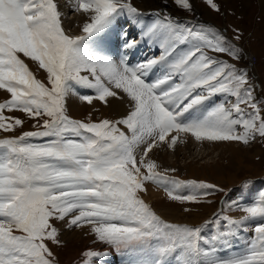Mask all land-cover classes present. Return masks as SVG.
<instances>
[{
  "label": "snow or ice",
  "instance_id": "1",
  "mask_svg": "<svg viewBox=\"0 0 264 264\" xmlns=\"http://www.w3.org/2000/svg\"><path fill=\"white\" fill-rule=\"evenodd\" d=\"M70 2L88 16L80 35L62 26L56 0H0V90L10 94L0 103V130L13 132L24 123L4 110L44 118L33 125L37 131L0 138V264H57L46 243L59 244L53 220L90 225L96 241L114 249L123 264H264V190L252 202L237 204L246 215L223 218L226 223L210 238L205 230L221 220L219 214L200 226L173 223L140 196L146 182L182 205L200 203L201 195L209 194L201 190L223 191L168 175L174 168L158 171L149 153L160 144L174 148L182 133L196 141L245 145L264 138V101L254 97L247 72L209 55L239 60L235 47L218 31L182 24L166 12L140 24L142 14L130 0ZM174 2L191 10L190 0ZM207 3L219 10L213 0ZM124 17L140 24L139 40L121 25ZM118 25L122 43L113 53L110 37ZM144 40L160 55L131 63V53ZM21 56L46 72L47 83ZM77 86L93 94H81ZM72 95L89 105L126 97L131 110L115 121L73 119L66 109ZM218 95L223 99L215 102ZM33 138L48 142L35 144ZM255 183L246 178L242 187ZM248 225L253 234L237 250L232 241ZM83 256V264H103L110 253L89 249Z\"/></svg>",
  "mask_w": 264,
  "mask_h": 264
},
{
  "label": "rangeland",
  "instance_id": "2",
  "mask_svg": "<svg viewBox=\"0 0 264 264\" xmlns=\"http://www.w3.org/2000/svg\"><path fill=\"white\" fill-rule=\"evenodd\" d=\"M56 1L59 2L62 0ZM130 2L135 8H137L135 0H130ZM171 2L169 0H163V3L167 5L168 10L171 11V9H174L175 14L180 16L175 20L182 24L205 25L214 31H218L235 47L241 57L239 60H235L225 53L209 51V55L226 60L231 64H235L237 68L244 69L247 72L250 83L255 86L253 95L257 102L264 101V0H213L218 6V11L213 9L207 3V0H190L191 10H185L174 3L173 6L168 5V3ZM65 7L66 9L63 12V8L61 10L59 8L63 14L62 26L64 23H68L69 19L73 16L81 13L73 10L71 2H67ZM138 11L142 14L143 25L153 22L156 18L153 13L161 12L163 14L166 12L163 8H159L158 10L152 9L150 11L138 9ZM146 13H150L151 16H148ZM82 17L81 21L80 18H77V20L71 19V26L64 24L63 27L71 35L82 34L81 32L77 33L76 27L78 25L82 26L84 21L88 19V16L86 14L84 15V21H82ZM73 21H75V23H73ZM120 23L124 28H127L132 39H140L139 24L133 23L127 17L122 18ZM119 31L120 26L118 25L110 37L113 53L116 51V46L122 43L117 35ZM237 37H239V39H237ZM157 48L158 47L155 45L150 47L147 40H144L131 53L130 62L136 63L137 61L145 60L149 57L148 53H152V51ZM151 56H153V53ZM21 58L25 59V63L29 66L30 70L34 72L37 79L47 83L46 72L39 69L36 62L24 58L23 56H21ZM250 60L252 61V66L256 75H253L249 70ZM77 89L78 91L84 90L80 89L78 86ZM80 93L93 94L91 90ZM71 97L75 98V102H77V105L79 106H75L76 109L74 107L76 112H79V115H76L74 114V111H72L73 108L71 109L66 103L67 113L73 119L83 121L91 119L99 122L102 119L115 121L126 116L122 115L118 118L116 116L117 112L102 107L103 104H101V101L99 100L94 99L93 103L90 105L92 107H90L87 102L80 100L78 95H72ZM9 98V93L5 90H0V103L5 102ZM126 99L127 98L124 100ZM222 99L223 97L218 95L215 97V102H220ZM229 99L234 102V98L229 97ZM126 104L127 111L129 112L131 106L128 99L126 100ZM226 106L230 107V105ZM241 107L246 108L249 112L252 111L250 108H247L246 105H241ZM261 107L264 109V104H262ZM90 113L91 116H89ZM261 114L264 115V111H262ZM4 115L6 117H18L22 119L24 123L22 127L17 126L13 132L5 133L0 130V138L14 135L18 136L24 131H37L39 130V126L37 125V127H33V125L37 123V120L42 123V120L44 119L29 118L25 113L18 110H4ZM237 131L242 132L243 129L238 128ZM172 135H175V133H172ZM181 140L184 141L180 144L181 146H175L174 148H169L166 145L161 144L160 148H163L164 150L160 155V161L164 163L163 165H160L158 171L174 168L176 171L169 172L168 175L180 180L204 181L216 185L217 188L223 189V191L212 189L201 190V193L207 191L209 194L201 195L200 203H185L183 205L178 201H171L168 198L160 201H149L147 198L148 193H146V191L140 193V196L158 215L161 216V218L173 223H186L191 226H200L205 220L211 219L214 214L220 212L219 215L221 220L216 221L205 230V235L210 238L211 235L216 233L218 228L226 223L223 218L228 217L239 220L246 215V213L237 207V204H247L252 202L259 194V191L264 190V138L257 136L255 140H250L249 143L245 145L238 141L200 142L196 141L190 134L182 133L179 136L178 142ZM31 142L35 144H44L47 143L48 140L47 138H33ZM156 149L157 147L153 148L152 151H159ZM200 151H202V153H199ZM235 153L236 155L232 156ZM156 154L159 155V152ZM141 171L145 170L141 169ZM246 178L255 179L257 183L251 186L250 189H244L242 187V182L245 181ZM148 184L153 183L146 182L145 187H147ZM183 191L184 194H188L187 190ZM184 207L191 208V212H184ZM166 210L169 211L168 215H170V217L165 214V216H163L162 211L166 212ZM51 222L54 227H57L61 223V221L58 220H53ZM67 227V229H73L75 235H72L70 232L63 238L61 234L62 232L58 230L57 239L59 240V244L53 243L52 241H46L55 256L57 264H83L86 259L83 256V252L89 249L101 252L107 251L110 253V256L104 259L103 264H123L121 256L118 255L114 249L96 241L95 235L90 232V225L85 224L82 227ZM83 228L85 230L82 232ZM252 234V227L251 225H248L247 231L239 232L237 238L232 241L234 248L237 250L242 248L246 236H251ZM221 255H227V253L222 252ZM95 264H100V260H96Z\"/></svg>",
  "mask_w": 264,
  "mask_h": 264
},
{
  "label": "bare ground",
  "instance_id": "3",
  "mask_svg": "<svg viewBox=\"0 0 264 264\" xmlns=\"http://www.w3.org/2000/svg\"><path fill=\"white\" fill-rule=\"evenodd\" d=\"M167 1V0H166ZM170 2H171V0H169ZM57 3H58V7L60 8V10L62 9V12L66 9V7H65V5L67 4V2H70V0H62V1H56ZM173 3L176 5V3L174 2V0H172V2L171 3H168V5H170V6H173ZM135 4H136V7H137V9H140V10H145V11H150V10H152V9H156V10H158L159 8H163V9H165V11H166V13L168 14V15H171V17L172 18H174V19H178L180 16H178V14H175V12H174V9H171V11L170 10H168L167 9V5L165 4V3H163V0H135ZM174 5V6H175ZM173 8V7H172ZM65 13V12H64ZM161 13V12H160ZM146 14H148V16H151L150 15V13H146ZM145 14V15H146ZM162 14V13H161ZM84 13L83 12H81L80 14L78 13L77 15H75V16H73L71 19H76L77 20V18H80V21H81V17L83 16L84 17ZM175 15V16H174ZM77 16H79V17H77ZM147 16V15H146ZM147 16V17H148ZM82 17V21H84L85 19ZM71 19H69V22L68 23H64V24H68V25H70L71 26ZM68 20V19H67ZM66 22V21H65ZM85 22V21H84ZM73 23H75V21H73ZM73 23H72V25H73ZM81 27L82 26H80V25H78L77 27H76V30H77V33H79V32H81ZM126 98V97H125ZM108 100H109V103L107 104V105H105L104 103H102L101 102V104H103L102 105V107H106V108H109V110L110 111H115V112H117V117L118 118H120V116H124V115H127L128 114V109H127V104H126V100H120V99H115V98H108ZM95 102V101H94ZM66 103H67V105H69L70 106V108L72 109H74V107L76 106H78L77 105V102H75V98L73 97H69V98H67V100H66ZM129 105V104H128ZM90 106V105H89ZM76 107H75V109H76ZM79 107V106H78ZM90 107H92V106H90ZM72 109V111H74V114H76V115H79V112H76V110L74 109L73 110ZM130 109V108H129ZM107 110V109H106ZM81 114V113H80ZM201 142V141H200ZM229 142V141H228ZM204 143H206V142H204ZM223 143V142H222ZM180 144H182V143H180V141L178 142L177 141V144H176V146H181ZM160 146H161V144L157 147V149L156 150H159V151H152L151 153H149V158H151V159H153L155 162H156V164L158 165V168L160 167V165H163V163L164 162H162V161H160L161 160V158H160V155L162 154V151L164 150L163 148L161 149L160 148ZM187 147V146H186ZM156 148V147H155ZM233 151V150H232ZM159 152V155H157L156 153H158ZM199 153H202V151H200ZM142 155V151L141 150H137V160H139V157ZM236 155V153L234 154V155H232V156H235ZM235 158V157H234ZM213 171H216V170H213ZM219 171V170H218ZM192 174V173H191ZM196 174V173H195ZM206 175V174H205ZM217 177V176H216ZM227 179V178H226ZM219 180V179H218ZM223 180V179H222ZM146 189H147V191H146V193H148L147 194V198L149 199V201H160V200H162V199H165V198H168L167 197V194H166V192H165V190L163 189V188H160V187H157L156 185H153V184H148V186L146 187ZM148 196H150V197H148ZM163 212V216H168V217H170V215H168V212L169 211H167L166 210V212H164V211H162ZM165 214V215H164ZM68 225L66 224V223H64V222H61L56 228L60 231V232H62L61 234H62V237L64 238V237H66L70 232H71V234L72 235H75L74 234V230L73 229H67L68 227H67ZM85 229L83 228V230H82V232L84 231ZM92 234V233H91ZM111 261V260H110Z\"/></svg>",
  "mask_w": 264,
  "mask_h": 264
},
{
  "label": "crops",
  "instance_id": "4",
  "mask_svg": "<svg viewBox=\"0 0 264 264\" xmlns=\"http://www.w3.org/2000/svg\"><path fill=\"white\" fill-rule=\"evenodd\" d=\"M7 101V100H6Z\"/></svg>",
  "mask_w": 264,
  "mask_h": 264
}]
</instances>
